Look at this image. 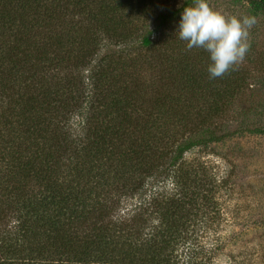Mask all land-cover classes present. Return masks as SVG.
<instances>
[{
  "label": "trees",
  "instance_id": "16d2710c",
  "mask_svg": "<svg viewBox=\"0 0 264 264\" xmlns=\"http://www.w3.org/2000/svg\"><path fill=\"white\" fill-rule=\"evenodd\" d=\"M159 4L0 0V264H264L204 156L244 78L155 36Z\"/></svg>",
  "mask_w": 264,
  "mask_h": 264
},
{
  "label": "rangeland",
  "instance_id": "374dc122",
  "mask_svg": "<svg viewBox=\"0 0 264 264\" xmlns=\"http://www.w3.org/2000/svg\"><path fill=\"white\" fill-rule=\"evenodd\" d=\"M160 6L176 13L175 19L161 32L175 34L179 26L183 7L189 0H159ZM210 6L237 17H253L255 23L249 30L251 47L245 59L233 72L244 78L241 94L237 96L226 117L219 121L224 129L233 132L225 143L217 144L204 156L210 154L216 159L223 172L233 168L235 182L239 189L232 205L239 207L245 220L234 229L240 228V245L255 248L264 247V134L258 132L264 127V13L251 6L248 0H209ZM177 36V34H176ZM205 56L208 57L206 53ZM216 154L215 156L213 154ZM193 154L190 155L192 157ZM232 166V167H231ZM12 221L0 223V233L12 230ZM234 248V246H232Z\"/></svg>",
  "mask_w": 264,
  "mask_h": 264
},
{
  "label": "clouds",
  "instance_id": "9594fccd",
  "mask_svg": "<svg viewBox=\"0 0 264 264\" xmlns=\"http://www.w3.org/2000/svg\"><path fill=\"white\" fill-rule=\"evenodd\" d=\"M253 17H237L210 6L209 0H192L183 7L176 33L186 49L208 54L210 79L223 77L243 62L251 44Z\"/></svg>",
  "mask_w": 264,
  "mask_h": 264
}]
</instances>
